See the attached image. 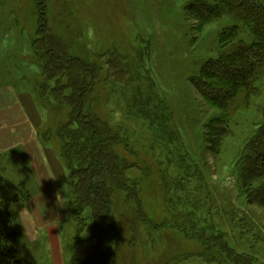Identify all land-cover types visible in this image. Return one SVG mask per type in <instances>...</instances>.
Instances as JSON below:
<instances>
[{
	"label": "rangeland",
	"instance_id": "374dc122",
	"mask_svg": "<svg viewBox=\"0 0 264 264\" xmlns=\"http://www.w3.org/2000/svg\"><path fill=\"white\" fill-rule=\"evenodd\" d=\"M198 1L206 0L47 3L50 32L67 39L72 53L99 62L90 110L118 134L121 143L115 149L134 187V196L127 191L113 196L120 236L111 264H217L209 260L215 250L210 256L195 236L202 229L194 230L193 224L264 264V207L247 201L240 179L247 147L264 124V67L247 101L236 107L227 125L220 124L222 110L193 81L221 53L223 31L236 24L226 11L202 26L189 9ZM237 34L246 43L255 40L241 23ZM38 37L36 0H0V92L8 99L15 90L20 94L60 182L63 216L50 226L41 224L34 242L24 232L20 211L39 189L22 147L0 152V202L17 216L24 264H71L79 212L58 135L70 109L41 97L42 68L33 50ZM114 113L120 114L118 123H113ZM226 175L236 178L232 188L224 187ZM81 215L86 239L91 210ZM35 218L40 223L41 216Z\"/></svg>",
	"mask_w": 264,
	"mask_h": 264
},
{
	"label": "trees",
	"instance_id": "16d2710c",
	"mask_svg": "<svg viewBox=\"0 0 264 264\" xmlns=\"http://www.w3.org/2000/svg\"><path fill=\"white\" fill-rule=\"evenodd\" d=\"M189 9L196 11L202 26L231 13L236 26L220 35L223 45L219 56L208 61L193 81L210 104L222 110L217 121L227 125L236 107L248 99L264 67V2L261 0L198 1ZM48 0H36L39 37L33 50L42 68L39 85L42 98L69 107L68 122L58 132L62 156L70 175L79 217L77 237L73 245L71 264H111L115 245L119 241L113 196L119 192L134 194V187L126 178L127 163L116 152L121 143L118 134L107 122L90 110L89 97L97 83L100 65L96 60L72 53L64 37L52 34L47 11ZM243 24L255 37L246 43L237 39V27ZM38 42V43H37ZM221 68L228 70L222 72ZM230 74V76H226ZM247 149L240 179L249 203L264 207V124L255 133ZM244 158V156H243ZM91 210V234L82 239L86 219L82 213ZM140 213V207H137ZM196 238L206 251L214 249L211 259L217 264H257L249 255L236 253L219 234L209 235L208 229L193 224ZM17 216L8 204L0 202V264H24L18 249ZM205 255V254H204ZM210 256H213L212 254Z\"/></svg>",
	"mask_w": 264,
	"mask_h": 264
},
{
	"label": "crops",
	"instance_id": "0c3cea01",
	"mask_svg": "<svg viewBox=\"0 0 264 264\" xmlns=\"http://www.w3.org/2000/svg\"><path fill=\"white\" fill-rule=\"evenodd\" d=\"M0 90L3 88L0 87ZM11 96L12 99H8L0 92V152L6 153L22 147L24 158L29 160L36 174L39 192L36 198H29V207L20 211V218L26 228L24 232L30 241L34 242L38 238L37 230L41 224L50 226L63 216V193L60 182L56 181L55 173L49 164L38 131L21 104L20 94L15 90ZM13 101L12 105L8 104ZM36 215L41 216L40 223L38 218H35Z\"/></svg>",
	"mask_w": 264,
	"mask_h": 264
},
{
	"label": "clouds",
	"instance_id": "9594fccd",
	"mask_svg": "<svg viewBox=\"0 0 264 264\" xmlns=\"http://www.w3.org/2000/svg\"><path fill=\"white\" fill-rule=\"evenodd\" d=\"M120 119V114L119 113H114L113 115V123H118ZM215 177H210V183L215 182ZM236 183V178L231 175H226L223 180L224 187L226 188H232Z\"/></svg>",
	"mask_w": 264,
	"mask_h": 264
}]
</instances>
